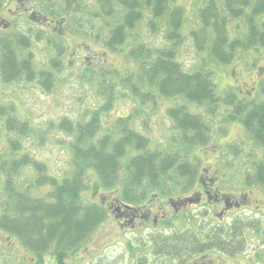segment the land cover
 <instances>
[{
	"label": "trees",
	"instance_id": "trees-1",
	"mask_svg": "<svg viewBox=\"0 0 264 264\" xmlns=\"http://www.w3.org/2000/svg\"><path fill=\"white\" fill-rule=\"evenodd\" d=\"M3 3L0 0V9ZM189 4L198 8L191 11ZM97 5L96 17L102 19L107 34L103 38L96 31L93 36L98 41L105 39L112 51L125 53L132 66L118 74L108 62L104 63L106 58L99 60V53L88 57L83 70L98 103L84 105L76 117L62 115L51 125V134L56 131L66 137L59 139L69 154L63 157L67 161L63 168L55 170L51 162L55 156L47 154L53 150L46 151L48 136L39 151L48 160L39 159L22 145L33 137L36 127L27 129V123L11 113L12 107L0 103V134L3 130L17 132L9 137L10 155L3 169L0 167V235L4 237H0V264H28L26 253L36 260L35 264H43L47 253L54 264H68L74 256L75 264H79L83 247L101 251L114 242H121V247L129 251L134 248L146 260L142 256L148 253L144 246L133 247L127 235L128 225L135 223L134 215H124L119 225L122 215L114 205L105 206L102 196L120 190L125 205L133 210L139 202L154 199L151 191L160 185L156 180L177 173L191 178L197 172L189 166L197 163L193 149L212 143L211 136L218 139L217 125L223 123L240 121L246 138L262 148V157L248 151V156L255 154L262 160L251 162L256 165L246 179L264 184V79L258 85V90L262 85V96L258 92L254 97L248 94L250 84L264 78V0H98ZM193 13V17L189 15ZM146 18L150 28L147 38L140 34ZM66 19L69 22V17ZM160 34L161 39L152 37ZM186 38L194 57L183 59L181 48L187 44ZM18 40L19 35L0 36L3 82H12L20 68L16 58ZM104 64L110 68V75L104 73ZM22 65H30V61ZM231 67L233 71L228 74ZM50 74L46 70L43 76L46 93L56 91V86H50V82L56 83ZM35 75L30 72V79ZM118 76L127 89L118 88ZM214 80L221 83V92ZM123 95L129 104L118 109V99ZM144 111L148 117L140 122L138 113ZM157 117L158 122L166 117L171 129L154 123ZM137 124L156 125L161 129L160 139L165 130L168 132L162 137L176 129L174 133L185 150L161 152L151 147L150 138L135 127ZM174 135L170 136L172 142L177 139ZM230 148L224 154L202 147L211 160L204 163L202 159L199 164L206 166L212 159L225 163L228 155L234 161L242 156V145ZM14 154L18 157L9 158ZM90 174L93 183L88 186ZM39 190L43 193L36 194ZM149 237L154 247L164 251L162 255L177 257L175 248L157 243H173L174 238H165L164 234ZM15 254L22 262L12 258Z\"/></svg>",
	"mask_w": 264,
	"mask_h": 264
},
{
	"label": "rangeland",
	"instance_id": "rangeland-1",
	"mask_svg": "<svg viewBox=\"0 0 264 264\" xmlns=\"http://www.w3.org/2000/svg\"><path fill=\"white\" fill-rule=\"evenodd\" d=\"M3 2V7L0 9V36L4 38L19 35V40L16 44V58L18 59V67L20 68L15 77H13L12 82H3L0 80V103L12 107L14 111L11 113H14V117L20 122H26L27 129L32 125L36 127L33 137L27 138L22 145H25L39 159L48 160L49 158L46 155L39 153L42 147V142L48 136L45 143L47 144L46 151L53 150L49 153L47 152V154L55 156L54 160L51 161L54 163L53 166L55 170L63 168V164L67 162L63 161V157H69V154L66 148L62 146V143H59L61 142L59 139L66 137L56 131H53L51 134V125L52 122L60 118L61 115L66 114L76 117L80 108L84 107V105L93 106L98 103L97 97L86 81L85 72L83 70L88 57L93 58L94 55L99 53V60H105L106 58L104 63L108 62V67L118 74L126 73L131 68L132 61L125 53L114 52L109 49L105 39L98 41L99 38L93 36L95 32L98 31V33L104 38L105 33L107 32V30L103 31L102 19L96 17L98 13V0H67L63 2L61 0H3ZM198 3L200 4V1ZM188 6L191 11L193 8L195 10L198 8V5L195 4H189ZM189 15L193 17L194 13ZM68 17L70 20L62 29H59L57 25L56 28L53 29L55 21H58L60 18ZM147 20L148 18L144 20V28L140 32V34L146 38L148 37L147 29L150 30L146 23ZM243 29L244 28H241L238 32ZM152 37L161 39V34ZM185 41L187 44L182 45L181 49L184 54L181 56L183 59L187 56L194 57V54H192L194 51L190 48L187 38ZM27 61H30V65H22ZM105 65L107 64H104L103 71L110 75L111 72L108 70L110 68L105 67ZM233 67L235 66L233 65ZM233 67L229 69L228 74L233 71ZM32 69H35V71H32ZM46 70L51 72L49 75L52 76L51 80L55 79L56 81V83L50 82V86H56V91L54 93H46L47 84L43 78L46 74ZM30 72L36 74L33 79H30L29 77ZM106 77L108 76L105 75V80ZM117 78L116 80L119 82L118 88L121 90L127 89L128 87L122 83V78L119 76ZM215 83L217 84V91L221 92V83L218 80L215 81ZM108 86L111 87L110 85ZM106 97L107 96L105 95L104 99H106ZM127 100L128 99L124 95L122 98L118 99V109L124 108V106L129 104ZM145 109L148 112L150 107L147 106ZM114 115L118 116L120 114L114 112ZM147 117L145 111L144 113H138L137 116L140 122ZM135 118L136 115L133 117V120ZM164 118L165 119H162L161 122H158L157 120H159V118L157 117L154 120V123L158 122V124L165 126L167 129H171V122H169L166 117ZM20 122L18 123L20 124ZM1 125H3L2 122L0 123V126ZM105 125L108 127L107 123ZM217 126L220 128L222 134L218 140L220 149L223 150L226 147V143L234 141L239 136L243 137L242 139L245 140L248 147L252 145L251 141L246 138L241 123L237 122L233 126H230L227 135H224L227 131L225 124ZM135 127L150 138L151 147L154 146V148L159 149L161 152L181 151L182 148L185 150L184 145L181 144V142L174 141V143L170 139L162 138V135L160 139L158 132H161V129L156 125L154 126V124H151L148 127H145L142 124H137ZM174 130L175 131L171 133H177V130ZM146 131H150V133L147 134ZM16 133L17 132H7L6 130H3L0 134V167L2 169L4 167L5 159L7 160L10 155V153L7 155L8 151L11 149L8 143L9 137H15ZM261 149V147L254 145L250 150L254 152L259 150V153H261ZM202 153V151L197 152V154L203 158L204 163L211 160L209 152H206V158L203 157ZM228 156L230 158L226 163L232 164L229 168L233 169V163L237 162L231 158V155ZM14 157H18L17 154H14L9 158ZM200 157L196 155L197 162L201 161ZM259 159L262 160V158H259L255 154L246 157V160L249 161H256ZM212 161L214 162L215 160L212 159ZM252 169L253 167L246 166V174H251ZM23 175H25V171L20 175L22 176L19 178L21 182L25 178ZM28 175L31 174L28 173L27 176ZM230 176L231 174L228 175L229 178ZM87 180L88 186L92 185V174L88 175ZM35 193L42 194L43 190H39ZM194 212L197 213V211ZM200 215L202 216L198 217V220L207 223L208 218H205L203 214ZM172 228L173 229L171 230L169 228H163L161 232L155 234L166 233L167 235L164 237H167L174 232L175 226ZM151 231L152 229L148 228L142 232L135 231L134 233H127V235L133 247L141 248L143 245L145 248H148V253L143 254L142 256L145 259H150V263L175 264L173 258H170L167 255H162L160 253L161 255L155 256L152 254L151 250L154 244L149 237ZM247 233L250 234V232ZM165 242L157 243L161 244ZM263 242L264 241H261L260 238L253 237L250 242V249L247 251V256H249L254 250H261L262 263L259 264H264ZM120 243L121 242H114L110 244V248L104 252L108 262L112 263L122 251ZM18 244L21 245L20 242ZM154 252L156 254L158 253L156 250ZM26 255H28V258H25V261L29 262L28 264H33L34 258H31L29 253H26ZM12 258L16 261L22 262L17 254L12 256ZM43 258H45L43 264H54L51 255H48V253ZM78 258L79 260H82L79 264H97L99 261L97 255L87 257L78 256ZM155 258H157V260H155ZM257 258H259V256H255L254 259L256 260ZM75 262L76 258L74 256L68 264H75ZM118 262L126 263L123 261V258L120 257L118 258ZM129 262L135 263L136 261L129 260ZM19 264L26 263L23 262Z\"/></svg>",
	"mask_w": 264,
	"mask_h": 264
},
{
	"label": "flooded vegetation",
	"instance_id": "flooded-vegetation-1",
	"mask_svg": "<svg viewBox=\"0 0 264 264\" xmlns=\"http://www.w3.org/2000/svg\"><path fill=\"white\" fill-rule=\"evenodd\" d=\"M67 22L66 18H60L55 21L53 29L56 25L62 29ZM262 79L264 78L250 84L249 95L254 97V93L258 92V96H262V85L258 90ZM225 125L228 130L230 124ZM242 129L244 131L243 126ZM215 136L219 139L221 134H215ZM236 140L245 144L242 152L246 153L245 140L241 136ZM216 145L217 139L209 145L198 148L211 147L215 150ZM255 154L258 153L255 152ZM231 165L216 161L206 166L199 163L189 164L197 171L192 173L191 178H185L182 173H177L175 176L169 174L156 180L155 182L160 185L152 190L151 197L154 199L139 202L133 210L125 205L123 196L119 194L120 190L109 196H102V201L106 202L105 206L114 205L122 215L119 225L123 224L124 215H134L135 223L128 225L130 233L151 228L154 224L153 228L157 229L156 233H158L163 229L162 222L167 223L173 219L179 221L174 228L176 242L160 244L166 248H175L177 257L170 256V258L173 257L175 264H256L261 261V250H254L249 256L247 251L250 249L253 237L264 241V184L255 179H246L245 167L256 164L237 162L233 163V169H230ZM229 174H231L230 178ZM200 214L208 218L207 223L198 220V217L202 216ZM249 219L254 220L253 225H249ZM248 231L251 235H248ZM124 247L127 246L124 245ZM144 249L148 250L145 247ZM106 250L107 248L101 251L92 248L88 256L97 255L99 257L97 264H152L150 259H136L137 252L134 248L133 251L122 248V251L110 263L104 255ZM156 250L158 253L164 252L160 248ZM79 256L87 257L83 253ZM255 256L259 258L255 260ZM119 257L126 263H119ZM129 260L136 262H129Z\"/></svg>",
	"mask_w": 264,
	"mask_h": 264
}]
</instances>
